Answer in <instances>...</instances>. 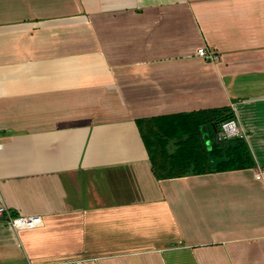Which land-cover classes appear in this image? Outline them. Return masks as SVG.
<instances>
[{
	"label": "crops",
	"instance_id": "1",
	"mask_svg": "<svg viewBox=\"0 0 264 264\" xmlns=\"http://www.w3.org/2000/svg\"><path fill=\"white\" fill-rule=\"evenodd\" d=\"M208 110L256 165L160 176L152 119ZM0 189L44 219L0 264H264V0H0Z\"/></svg>",
	"mask_w": 264,
	"mask_h": 264
},
{
	"label": "trees",
	"instance_id": "2",
	"mask_svg": "<svg viewBox=\"0 0 264 264\" xmlns=\"http://www.w3.org/2000/svg\"><path fill=\"white\" fill-rule=\"evenodd\" d=\"M209 111L210 110L173 115L169 118L168 124H159L158 132L155 133V135H157L156 137H158L157 142L160 139L159 143H162L163 140L161 138L164 137H166V139L180 138L177 143L179 146L178 151L174 155H171V153L166 154L164 149L159 151L161 157H163L162 160L164 162L168 161L169 163L176 162L177 165L183 166L178 169L179 171L173 168H164L162 171L157 170L160 176L168 175L172 177L188 173L195 174L245 169L256 165L255 156L248 141L244 137H235L226 140H218L216 138L214 141L212 140L209 145L207 144L201 126L206 125L207 130H209L205 120H202V117H204L203 114ZM211 111L215 113L219 110L213 109ZM232 117H234L232 113L225 114L214 120V125L218 129L224 120ZM152 120L157 123V118ZM192 121L195 125L191 124ZM179 133H181V135H179ZM145 138L147 139V146L150 148L155 147L160 150V147H157L154 139L152 140L146 136Z\"/></svg>",
	"mask_w": 264,
	"mask_h": 264
},
{
	"label": "built area",
	"instance_id": "3",
	"mask_svg": "<svg viewBox=\"0 0 264 264\" xmlns=\"http://www.w3.org/2000/svg\"><path fill=\"white\" fill-rule=\"evenodd\" d=\"M197 55L205 60H209L214 64H220L223 56L218 51L212 50L207 46H201L197 49ZM235 137H244L239 123L235 117L224 120L216 130V138L218 140H226ZM261 177V171L258 174ZM0 220H4L8 225L20 234L25 230H34L43 225L44 219L40 215L18 214L7 206L3 193L0 189ZM30 264H36L33 261ZM234 264V263H231Z\"/></svg>",
	"mask_w": 264,
	"mask_h": 264
},
{
	"label": "rangeland",
	"instance_id": "4",
	"mask_svg": "<svg viewBox=\"0 0 264 264\" xmlns=\"http://www.w3.org/2000/svg\"><path fill=\"white\" fill-rule=\"evenodd\" d=\"M201 46H207V45H201ZM201 46H199V47H201ZM198 47V48H199ZM208 48H210V49H212V50H215V51H218L217 49H214V48H211V47H209V46H207ZM197 48V49H198ZM219 52V51H218ZM220 53V52H219ZM206 61H208V62H210V63H212L211 61H209V60H206ZM91 63H92V61H90ZM75 76H77V75H75ZM91 76H92V74H91ZM91 79H93L92 77H91ZM151 122V121H150ZM177 122V121H176ZM156 125H158L159 123H155ZM161 124H162V122H161ZM191 124L192 125H195V124H193V121L191 122ZM156 125H154V124H152L151 123V126H150V129H147V132L145 131V132H143V137H144V140H146L145 142H146V144H147V139L145 138V136L146 137H149L150 139H154V142L157 144V147L158 146H160V145H162V148L164 149V152L166 153V154H170L171 153V155H174L175 153H177V151H178V144H177V142H176V139H174V138H170V139H166V137H164V138H161L162 140H163V142L162 143H159V141H160V139H159V141L157 142V140H158V137H156L157 135H155V133H157L158 132V129H157V127H156ZM209 125V130H207V133L209 134V139H208V141H207V144L209 145L210 144V142L213 140L214 141V139H216V130H217V128L214 126V124L213 123H209L208 124ZM159 126V125H158ZM204 125H202L201 126V128L203 127ZM203 130V129H202ZM145 133V134H144ZM145 135V136H144ZM179 135H181V133H179ZM204 135H205V133H204ZM203 135V136H204ZM154 146H156V145H154ZM179 171V170H178ZM4 220H0V225H2V226H9L8 225V223L5 221V222H3ZM30 264V263H29Z\"/></svg>",
	"mask_w": 264,
	"mask_h": 264
},
{
	"label": "water",
	"instance_id": "5",
	"mask_svg": "<svg viewBox=\"0 0 264 264\" xmlns=\"http://www.w3.org/2000/svg\"><path fill=\"white\" fill-rule=\"evenodd\" d=\"M202 131H204V133H205V135H204V138L208 141V139H209V134L207 133V126L206 125H204L203 127H202ZM211 143V142H210Z\"/></svg>",
	"mask_w": 264,
	"mask_h": 264
}]
</instances>
